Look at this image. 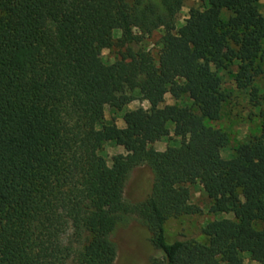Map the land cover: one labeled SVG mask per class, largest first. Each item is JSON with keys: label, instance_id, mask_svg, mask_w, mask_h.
<instances>
[{"label": "trees", "instance_id": "trees-1", "mask_svg": "<svg viewBox=\"0 0 264 264\" xmlns=\"http://www.w3.org/2000/svg\"><path fill=\"white\" fill-rule=\"evenodd\" d=\"M184 1L0 0V264H115L112 235L130 216L161 253L153 264H264V130L225 160L226 134L205 125L230 98L217 71L237 62L238 90L263 74L264 0H199L176 29ZM159 29L156 64L141 44ZM114 47L120 59L104 64ZM169 93L190 104L162 106ZM134 94L149 108L125 112L124 128L100 125L107 104L121 110ZM170 128L178 146L150 147ZM106 143L126 151L111 167ZM140 166L152 184L128 203ZM195 184L210 214L232 218L205 225L207 245L169 243L167 220L201 213Z\"/></svg>", "mask_w": 264, "mask_h": 264}, {"label": "rangeland", "instance_id": "rangeland-1", "mask_svg": "<svg viewBox=\"0 0 264 264\" xmlns=\"http://www.w3.org/2000/svg\"><path fill=\"white\" fill-rule=\"evenodd\" d=\"M203 9L204 5L199 0H185L181 11L177 15L175 28L179 29L182 27L187 19ZM162 35L163 30H156L145 37L141 44L143 49L152 56L156 64L161 51L160 40ZM114 37L118 39L120 33H114ZM226 50L227 48H224L222 54L228 63L229 56ZM120 53L121 50L117 47L103 50L101 52V60L104 64L111 65L120 59ZM257 64L263 70V74L249 79L247 88L244 90H238L236 87L237 62L228 63V67L225 70L217 71L222 88L230 93V98L223 104L219 120L215 122L206 120L205 125L219 129L226 134L228 144L220 152L221 157L225 160L231 159L240 145L247 143L253 137L260 136L264 130V61H258ZM211 70L216 71L213 67H211ZM136 95V99L121 110L115 108V101L107 104L104 108L100 125L114 124L118 128H124L122 117L125 112L138 108L148 109L149 104L139 99ZM189 104L190 101L185 96H173L169 93L165 95L162 106H185ZM180 142L181 138L174 136L173 129L170 128L169 137L158 139L150 147L162 152L169 146H178ZM99 155L104 158L107 167H111L112 158L117 155L125 156L126 151L114 143H106ZM151 184L152 177L149 169L146 166L135 168L124 188V200L132 204L143 201L149 193ZM190 192V204L198 207L201 213L167 220L165 223L166 239L169 243L177 240H190L207 245L208 240L202 234V229L205 225L214 220L231 219L232 216L210 214L208 210L211 202L199 184L190 186ZM112 240L116 245L115 264H153L154 261L161 258V253L152 246L150 235L136 216H130L121 223L114 231ZM242 257L243 264H257L250 259L248 254H244Z\"/></svg>", "mask_w": 264, "mask_h": 264}, {"label": "crops", "instance_id": "crops-1", "mask_svg": "<svg viewBox=\"0 0 264 264\" xmlns=\"http://www.w3.org/2000/svg\"><path fill=\"white\" fill-rule=\"evenodd\" d=\"M259 13L264 16V1H261L259 4Z\"/></svg>", "mask_w": 264, "mask_h": 264}]
</instances>
